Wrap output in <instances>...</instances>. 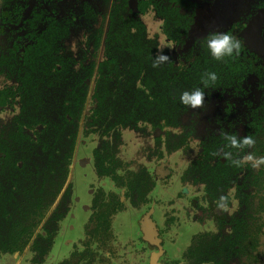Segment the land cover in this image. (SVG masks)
Instances as JSON below:
<instances>
[{
    "label": "flooded vegetation",
    "instance_id": "flooded-vegetation-1",
    "mask_svg": "<svg viewBox=\"0 0 264 264\" xmlns=\"http://www.w3.org/2000/svg\"><path fill=\"white\" fill-rule=\"evenodd\" d=\"M112 1L107 0L104 11H102L103 0H0V54L14 49L11 53L17 57L21 65L28 53V47L35 44L40 36H45L44 33H55L57 36L50 41H55L58 46L54 45L52 52L58 49V54L75 59V68L78 64L85 65L87 59L93 60L92 75L88 80H83L87 83V89L78 120L72 156L79 136L94 137L96 143L90 149L88 162L90 161L96 178H108L111 189L104 190L101 186H97L87 190L91 196L86 207L88 215L82 225V236L77 240L78 244H72L70 251L54 264L68 257L74 249L82 248L80 240L84 238L83 227L92 211L91 199L98 190L105 193L109 191L117 193L119 201L122 203V208L114 212L110 222L113 253L108 256V264H112L118 258L119 250L124 246L121 244L119 247L112 223L113 219L125 209H131L135 213V218L137 216L135 224L137 230L129 244L125 245L129 250H126L127 260L122 264H130V262L137 264H151L152 262L155 264L157 257L160 260L158 264H190L192 259L185 258L184 252L191 244L193 236L198 234H232L234 229L242 236L241 262L264 264V166L258 168H253L250 165L237 167L223 155L224 152H231L232 159H239L247 152H252L257 157L264 156V51H258L248 46L245 38L240 35L249 26L252 18L264 9V0H246L248 9L241 8L242 3L238 4L241 6L239 16L229 22L227 26L213 27L203 32H197L194 29L195 20L199 16L209 15L213 6L218 8L220 5L217 3L218 0H192L191 10L189 9L192 22L182 47L175 45L162 33L163 19L155 14L152 5L145 4L144 12H139L138 0H135L136 12L133 13L137 14L140 20L141 15L151 14L159 21V31L163 39L169 42L170 46H174L162 49V54L168 53L173 64L179 65L163 69L168 74L166 79L183 82L182 79H185L186 76L180 74L187 73L227 72L228 76H217V81L214 84L210 83L207 88L203 83L194 82L187 85L180 91L178 100L175 101L177 105L182 104L180 102L182 92L201 88L205 91L204 108L191 109L182 104L183 109L177 110L174 114L165 113L162 117L152 115L151 120L138 121L136 129L117 126L116 130L119 131V136L116 139L113 138L111 131L107 134L91 131L83 133L82 131L83 117L89 113L92 107L91 92L97 65L103 58L108 12ZM128 1L126 0V6L131 11ZM227 1L222 0L221 3L225 5ZM87 2H90L93 7L89 6V9L93 10V14L89 17H86L85 13L88 8ZM176 7L182 8L180 5ZM226 20L227 17L224 22ZM141 22L144 24L142 20ZM225 29H229L232 36L239 38L243 46L238 54L234 53L238 59L237 67H184L185 63H188L196 54L194 51H187L194 39L208 40L213 33L223 32ZM145 31L147 37L154 39L155 52L159 54L157 35H148L146 27ZM247 32L248 30L245 31V33ZM96 35H98L97 46L93 49ZM257 36L264 43V17L258 25ZM37 49H40L39 45H37ZM56 67L58 68V66ZM17 68L20 69V67ZM17 68L12 69L13 73H10L6 68L0 72V114L3 113L0 116V133L3 130V132L8 130L12 118L19 111L20 91L17 90L19 81L15 80ZM41 71H52V69L46 67ZM166 96L169 98L162 99L161 103L165 105L172 103L173 95ZM40 128L41 125L38 124L33 126V129ZM33 129L25 128L24 131L34 139ZM123 130H130L142 137V143L136 152L137 158L142 156L148 163L155 159L159 165L165 166L163 174L160 175L162 180H167L162 185L164 188L157 184L158 181L155 178L158 173L140 160H134L133 157L130 158V161L121 160L118 153L119 146L122 144L121 132ZM233 134L238 137L251 136L256 140V144L253 148L245 149L243 152L230 148L225 135ZM103 140L114 144V156L120 160V165L115 170L117 174L128 173L131 178V173L143 172L148 177V184L147 181L139 182V188H133L135 181L130 179L131 198L124 196L125 187H117L109 176L99 174L94 167L92 152ZM172 154L177 155L174 164L169 161V156ZM17 165H20V162ZM172 165L175 166L174 170ZM69 167L70 164L66 181L52 206L53 208L57 204L68 185V209L56 223L55 235L44 258L53 248L59 222L69 211L72 188L68 182ZM156 189L170 194L166 198H162L158 195L159 193H156ZM152 191L157 196L151 194ZM77 199L78 197L74 198V200ZM162 207L165 210L160 215V222L155 214ZM147 218L150 219L153 227L147 222ZM185 219L191 220L187 222H194L196 230L190 233L189 240L182 250L176 248L180 252L179 257L169 258L164 248V240H173ZM209 224L211 227L206 228V225L209 226ZM234 246L236 247V245ZM26 247L29 249L28 245ZM104 253L109 254L108 251ZM247 253H250V256L255 255L256 260L248 261ZM5 254L9 253H1L0 256ZM208 263L202 261L197 264ZM230 264H234L233 257Z\"/></svg>",
    "mask_w": 264,
    "mask_h": 264
},
{
    "label": "trees",
    "instance_id": "trees-1",
    "mask_svg": "<svg viewBox=\"0 0 264 264\" xmlns=\"http://www.w3.org/2000/svg\"><path fill=\"white\" fill-rule=\"evenodd\" d=\"M106 3L107 0H103L102 11ZM147 3L163 19L162 33L182 47L192 22L189 15L192 0H138V11L144 12ZM87 6L85 13L89 17L93 10L89 9L90 2ZM107 27L103 58L97 65L91 92L92 107L83 117L82 131L99 134L111 131L116 139L119 136L117 126L136 129L138 121L151 120L152 115L162 117L165 113L182 110V104L175 103L180 91L194 82L203 83L206 73L180 74L186 76L183 82L166 79L168 74L163 69L179 65L173 64L167 53L164 55L170 59L153 67L156 43L147 37L144 24L137 14L129 11L126 0L112 1ZM223 32L231 35L229 29ZM44 34L27 48L21 65L11 53L14 49L0 54V72L6 68L13 73L12 69L20 67L15 73V80L19 81V111L8 130L0 133V254L21 253L28 245L32 252L29 264L42 262L55 235L56 223L68 209V185L57 204L52 206L68 174L87 89L83 80H88L93 71L92 59L75 68V59L58 54V49L52 52L53 46L58 44L50 40L57 35ZM95 37L93 49L97 46L98 35ZM207 41L194 39L190 43L187 51L196 54L184 67L239 65L234 54L222 61L215 60L208 51ZM46 67L52 71H41ZM214 73L218 77L228 76L227 72ZM168 94L173 95V100L165 105L161 100L169 98ZM36 124L41 128L33 129ZM25 128L33 129L34 139ZM113 145L103 140L93 149L94 167L99 174L109 176L117 187H125L124 196L130 197V179L135 181L132 187L139 188V182L147 181L148 184V177L143 172L131 173V178L128 173L117 174L115 170L120 160L114 156ZM91 208L83 227L84 238L80 240L82 248L74 249L57 264L109 263L108 256L113 253L110 222L122 203L117 193L98 190L91 199ZM241 240L242 236L235 229L232 234H198L193 236L184 257L192 259L190 264L202 261L230 264L232 257L234 264H244L240 259ZM247 260L252 262L256 256L247 253Z\"/></svg>",
    "mask_w": 264,
    "mask_h": 264
},
{
    "label": "rangeland",
    "instance_id": "rangeland-1",
    "mask_svg": "<svg viewBox=\"0 0 264 264\" xmlns=\"http://www.w3.org/2000/svg\"><path fill=\"white\" fill-rule=\"evenodd\" d=\"M222 0H218L217 3L220 7L213 6L212 10L208 13L207 16H199L194 23V29L197 32H203L209 28L213 27H221L227 26L229 22L233 19L238 17L239 12L241 10L239 6L242 3V7L248 9L249 7L246 6V0H231L225 2V5L221 3ZM239 4V5H238ZM225 17L227 20L224 22ZM141 20L144 22L148 35H157L158 39V48L157 50L160 51L161 46L169 45V42H166L163 39L159 31V21L155 19L151 14H143L140 16ZM220 25V26H219ZM196 32V31H194ZM169 48V47H164ZM92 83V82H91ZM90 92V91H89ZM89 95V93H88ZM3 113L0 114L2 116ZM122 144L119 146V153L121 160L123 161H130V158H134V160H140L143 164H146L147 167L151 168L152 170L156 171L157 177L155 178L157 184L162 185L165 184V181L160 178V175L163 174V170L165 166L159 165L158 161L155 159L150 163H148L142 156L136 155L138 147L142 143V137L138 136L135 132L130 130H123L121 132ZM96 143V139L91 136L81 137L79 136L76 142V147L74 154L72 156V160L69 167V175H68V182L71 184V199H70V206L69 211L65 215V217L59 222L58 229H57V236L54 239V245L52 246L49 253L45 256L44 261L41 264H54L57 262L61 257H64L71 249L72 244H78L77 240L82 236V225L86 220L88 215L87 206L89 204L90 194H88L87 190L96 188L97 186H101L104 190L111 189V183L108 178H96L93 171L90 161L88 162L90 149ZM177 158L176 154H172L169 156V161L174 164V160ZM170 163V164H171ZM161 164V163H160ZM173 170L175 166H173ZM85 173V174H83ZM173 182V181H172ZM164 188V187H163ZM118 191V190H116ZM156 193L162 198H166L170 193L161 192L158 189L155 190ZM154 196H157L154 191L151 192ZM74 200V198H77ZM163 207L160 208L156 212V216L159 218L161 222L160 215L163 214ZM137 218V216H136ZM135 213L132 210H123L120 212L114 219H113V230L118 241L119 247L121 244L124 246L121 247L119 250L118 258L112 264H122L127 260L126 257V249L125 245L129 244L130 240L136 234L137 228L135 227L136 224ZM148 219V218H147ZM158 221V222H159ZM191 221L190 219H185L183 224L180 225L178 229L177 235H174L173 240L166 239L164 240V248L166 250V255L169 258H178L179 257V250H182L184 246L187 244L190 233L196 230V225L193 224L194 222H187ZM152 225L150 219L147 220ZM153 227V225H152ZM211 227L209 224L206 225V228ZM39 228L37 229V231ZM134 244L136 242L134 241ZM178 248L179 250H177ZM123 249V250H122ZM31 255L30 250L26 247L20 254H5L0 256V264H29V257ZM160 262L159 257L155 259V264ZM130 264H137L131 263ZM141 264V263H139ZM152 264V262H151Z\"/></svg>",
    "mask_w": 264,
    "mask_h": 264
},
{
    "label": "clouds",
    "instance_id": "clouds-1",
    "mask_svg": "<svg viewBox=\"0 0 264 264\" xmlns=\"http://www.w3.org/2000/svg\"><path fill=\"white\" fill-rule=\"evenodd\" d=\"M164 47L173 48L174 46H161L160 53L156 55L153 62V67L159 66L161 63L167 62L170 58L162 54ZM241 44L240 41L227 32L213 33L207 41V48L211 56L217 60L222 61L225 57H231L234 53L238 54ZM217 80V75L214 72L206 73L202 77L205 88L209 87L210 83L214 84ZM205 91L201 88H195L191 91H184L180 95V102L188 108L197 109L204 108ZM228 141V146L233 149H238L243 152L245 149L253 148L256 140L251 136L238 137L236 135H225ZM223 155L231 160L237 167L250 165L253 168L264 166V156L257 157L252 152H247L239 159H232L231 152H224Z\"/></svg>",
    "mask_w": 264,
    "mask_h": 264
},
{
    "label": "water",
    "instance_id": "water-1",
    "mask_svg": "<svg viewBox=\"0 0 264 264\" xmlns=\"http://www.w3.org/2000/svg\"><path fill=\"white\" fill-rule=\"evenodd\" d=\"M128 7L132 12H136V2L135 0L128 1ZM264 17V9L260 10L257 15H255L250 23L249 26L240 34L242 37L245 38V42L248 46L258 50L264 51V43L258 38L257 36V28L260 21ZM248 30L247 33L245 31Z\"/></svg>",
    "mask_w": 264,
    "mask_h": 264
}]
</instances>
